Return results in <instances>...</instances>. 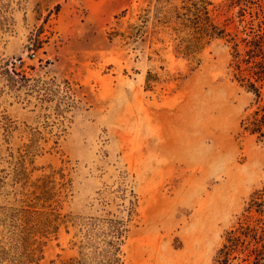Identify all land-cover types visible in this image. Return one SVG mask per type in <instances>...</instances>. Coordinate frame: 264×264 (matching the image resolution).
<instances>
[{"label":"rangeland","instance_id":"obj_1","mask_svg":"<svg viewBox=\"0 0 264 264\" xmlns=\"http://www.w3.org/2000/svg\"><path fill=\"white\" fill-rule=\"evenodd\" d=\"M212 1L216 22L235 17L229 0ZM156 5L0 0V264H37L35 248L38 264L77 257L73 227L26 241L28 210L53 187L63 214L116 213L101 198H113L124 174L139 197L127 264H214L263 187L264 145L242 128L252 97L232 78L229 47L214 42L200 65L176 55L156 32ZM144 11L145 41L111 39Z\"/></svg>","mask_w":264,"mask_h":264},{"label":"trees","instance_id":"obj_2","mask_svg":"<svg viewBox=\"0 0 264 264\" xmlns=\"http://www.w3.org/2000/svg\"><path fill=\"white\" fill-rule=\"evenodd\" d=\"M228 6L237 9L236 15L229 23L221 24L213 18L212 0H157L153 15L156 32L165 34L173 43L176 55L199 65L201 55L208 47L216 41L225 42L230 49L232 78L252 97L242 128L264 145V1L229 0ZM150 18V12L144 11L140 23L130 25L125 33L111 32V39L119 35L125 40L145 41ZM158 41L166 43L164 39ZM6 72L13 80L20 75L16 70ZM157 80V74L150 71L147 87L152 89L153 82ZM65 83L66 93H72L71 83L68 80ZM29 155L27 152L24 158ZM23 168L25 171L26 167ZM49 178L47 182L51 181ZM60 194L53 187L48 188L41 198V209L33 206L34 210H28L24 239L35 244L33 237L37 234L51 238L58 236L62 226L68 233L73 227L77 229L74 238L80 237L74 242L79 255L64 264H127L123 248L139 207V197L129 175H122L118 187L109 192L112 199L105 201V197L101 198L103 205H116L117 212H108L106 216L63 214L60 211ZM43 244L40 241V245ZM37 251L40 253L38 258ZM30 256L31 261L38 264L43 258L42 248L33 249ZM214 264H264V185L253 194L237 225L226 231Z\"/></svg>","mask_w":264,"mask_h":264}]
</instances>
